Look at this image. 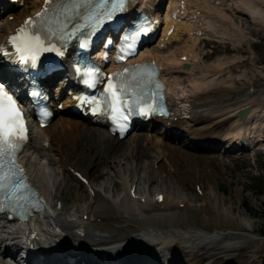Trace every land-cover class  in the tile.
Here are the masks:
<instances>
[{
  "label": "bare ground",
  "instance_id": "bare-ground-1",
  "mask_svg": "<svg viewBox=\"0 0 264 264\" xmlns=\"http://www.w3.org/2000/svg\"><path fill=\"white\" fill-rule=\"evenodd\" d=\"M41 1H30L32 2L31 5L35 6L34 10L39 7L38 5ZM227 9L233 10L235 13L240 12V16L246 17L254 27L264 28V0H187L182 20L179 22L173 21L174 30L172 35L167 36L166 34L171 23L162 33V38L165 39L161 38L154 45V49L150 48L141 53L142 57L148 56L158 61L162 69V75L166 77L169 83L168 89L170 93H172L171 81L176 82V86L181 87V80L186 78L189 79L188 82L192 84V87L188 93L184 90L183 92L181 91L182 93L174 92V95L169 94L172 112L170 116L164 117V119H157V123L161 125L160 130H155V133L151 134V126L148 124L145 129L147 132L144 129L137 132L132 131L131 134L125 137V149L120 152L109 151L108 162H110L113 174L108 177V183L96 185L93 180H90L88 174H86L90 162L88 160L85 163L82 161L86 155H88L89 159V157L107 150L106 144L104 148H100L98 144L96 145L94 138H99L102 142L107 143L111 141L113 146L121 141L111 135L107 128L100 124H96V126L92 124L91 126V120L84 122L72 121L63 116L70 112L63 110L59 113L61 118L57 120V123H49L44 128L34 130L36 132L31 134L27 147L28 153L30 151L31 153L34 152V157L36 153V161L34 163L38 162L37 156L42 155L45 157L46 164L49 167H56L55 169H57L59 174L62 173L63 176L66 174L68 178L74 179L75 182L71 183L66 176L64 180L61 179L51 196V198H54L52 206L48 205V211L42 209L31 219L30 225L32 224L36 228L39 240L44 238L43 243L55 244L58 233L56 229H60L61 235L64 236L65 240L67 238V241L74 243V246L85 245V247H91L99 255H104V250L107 252L105 255L107 257L116 255L118 258L137 256L139 260L147 257L152 260H159L160 256L165 255L169 259L171 258V264H264V254H262L264 252L263 240L256 244V249L251 247L258 240L250 239L247 236L241 237L244 239L241 244L234 246L221 244L209 249L208 246L204 247L205 243H210L208 240L215 241L226 239V237L232 238L235 234L226 233L223 236L218 234L212 236L211 233V236H205L203 233L201 235V232L192 230V228L196 227L208 229L211 225L217 226V221L222 218L223 214L230 216L233 211L236 212L231 206L227 205L229 207H226L225 198L220 200L214 191H206L205 188L203 190L201 186L199 187L203 192L200 196L202 197L201 204L193 208L204 212L200 218V224H197L191 216L182 217L179 215L180 202L184 204V207H190L191 204L188 202V198L183 195L184 189L176 184L178 180L190 176L196 181L202 178L203 175H208V172L202 165L205 162L203 160L199 162L201 156L199 157V155L197 156L192 152L193 148L202 151L204 149L201 146L186 143L187 141L179 146L176 140L180 136H172L167 132L168 130L178 127L190 137H194V139L206 137L208 140H215L218 139L217 137L223 136V138H227L226 141L228 143L233 140L242 143L245 140L249 145L257 144L258 146L261 145L260 141L263 138L259 128L263 124L262 118L264 117L261 102L255 103L252 98H245V96L237 103H228L223 109L217 110L218 106L210 103L209 99L207 100L209 95H206L207 98L203 96L201 99L197 93L203 88L208 90L211 84H214V77L213 79L208 77L207 69L199 77L194 74L197 69L196 65H199L196 64L198 55L195 47L200 36L193 32L196 29H200L205 36L210 35L215 39L220 37L223 40L224 38L237 37L236 33L241 34V27H237L235 20L227 14ZM10 15L13 16V19L8 20ZM24 15L27 14L22 9L18 10V12L11 10L2 17L0 43L7 33L22 21ZM183 33L187 34V38L180 53H177V50L174 49L167 53H162L159 50L166 43L181 39ZM184 54L187 59L182 61L180 56ZM184 63H188L187 68L182 67ZM218 63H220L218 65H221L220 61ZM212 66L214 65L210 67ZM221 68H223L222 65ZM230 86L232 85L230 84ZM222 88L225 89V87ZM70 101V99L65 98L63 106H70ZM243 107H249L250 112L241 119L236 113ZM214 108L217 109L215 110ZM196 124L198 125L196 126ZM65 125L68 130L65 131L66 134L64 135ZM162 129H164L165 133ZM82 137L88 142L85 146L80 145L78 140L74 139H81ZM47 138H49L48 141ZM68 138L71 139V142L66 141ZM45 141L48 142L46 147ZM144 141V144L149 143V148H146L147 152L134 153L135 151L132 149L138 145L140 146ZM190 142H193V140H190ZM45 149L50 150L53 154L47 153L44 151ZM26 152L23 155L25 165L30 163L33 157H30L32 154ZM181 159L185 160L188 165L185 170H180L177 165L182 161ZM153 164L156 165L157 172L161 173L164 178L163 182L168 180L170 188L175 187L177 188L176 190L181 191L182 197L179 201L169 197L168 194H164L163 200L158 202L155 196L159 192L163 193V191H155L156 193L152 197L149 194L148 187L144 190L141 189L140 186L143 181H146L148 186L153 182V178L149 180L152 175L150 167ZM173 167V174H169L167 170H171ZM141 168L145 172L144 175H147L148 178L138 174V170H141ZM73 171L80 172L88 178L87 185L90 192L93 190L94 200L91 198L88 202L80 203V198L76 195L72 198L69 196L79 186L80 182L77 174L75 175ZM31 172H34L36 176L39 174L37 184L40 190L46 194L51 192L49 190L48 177L44 175L42 167L35 166ZM126 172L129 173L127 174ZM132 173L134 175L130 177ZM117 184L120 185L121 194H117ZM133 185H135L140 194L138 198L129 195ZM101 191H104L105 195H102ZM186 194L190 195L189 193ZM141 197H145L144 202L141 201ZM191 198L193 197L189 196L190 201ZM67 199H70V205L68 206L65 204ZM57 203L60 205L58 206ZM207 206H215L218 212L213 213V217H209L206 212ZM84 216L85 219L83 218ZM25 229L26 224L24 223L20 230H12L7 234H11L10 239L12 241L17 240L18 234H26ZM174 256L175 260L173 259ZM44 260L46 262L42 260L43 264H47L51 259L46 256ZM0 264H5L1 257Z\"/></svg>",
  "mask_w": 264,
  "mask_h": 264
},
{
  "label": "rangeland",
  "instance_id": "rangeland-1",
  "mask_svg": "<svg viewBox=\"0 0 264 264\" xmlns=\"http://www.w3.org/2000/svg\"><path fill=\"white\" fill-rule=\"evenodd\" d=\"M26 1V5L29 6L26 8L24 7V12L29 14L35 8V6L31 5L32 2L30 1L33 0H25V2ZM22 5L17 7L14 11H17V9L20 8L22 10ZM226 12L233 18V20H235L237 27H241V34L236 33L237 37L224 38V40L220 37L217 39L213 37L208 38L206 36V38L204 36L200 37L195 47V51L198 55L196 64L199 65H196L197 69L195 70L194 74L199 77L203 74V72H205V69H207V73L209 75L208 77L211 79H213L214 77V84L212 83L211 86L208 88L209 91L204 88L198 91V96L202 99L203 96L207 98V96L209 95L207 100L209 99L208 101L210 103L214 104L215 106H218V109L214 108L215 110H219L220 108L223 109L224 107H226V105H228V103H237L242 97L245 96V98H252L255 103L261 102V106L264 110V28L254 27V25L250 24L249 20H247L246 17L240 16V12L235 13L233 10L230 9H227ZM11 19L12 18H10V20ZM0 20L1 23L2 19L0 18ZM186 35L187 34L183 33V37L181 39L172 41V43L167 44L165 47H162L160 51L162 53H167L168 51H172L174 49L177 50V53H180L184 47L183 44L186 43ZM151 49H153V47H151ZM218 61L221 62L223 68H221V65H218L220 64L218 63ZM211 65L214 66L210 67ZM188 81L189 79L183 78L181 80V87L176 86V82L174 83V81H171V94L174 95V92H183L184 90H186V92L188 93L189 89H191L192 87V84H190V82ZM229 82L232 86H230ZM222 87H225V89H223ZM53 119L54 120L52 121V123H57L59 116H56ZM68 119H71L72 121L74 120L82 122L81 120L74 117L73 119L68 117ZM66 127L67 126L65 125L64 135L66 134L65 131L68 130V128L66 129ZM150 133L154 134L155 132L153 131ZM153 137L154 139H156L155 136ZM74 139L78 140L79 144L82 146H85V144L88 143L87 140H84L85 138L83 137L81 139ZM74 139L72 138V140ZM94 140H96L95 143L96 145L98 144L100 148H104L106 144L107 150L99 154L97 153L95 156H93L94 158L89 157L88 159V155H86L87 157H83L82 161L84 163L87 160L88 162H90L87 167L86 174H89V179L91 178L96 185H99L100 183H108V177L113 174V170L111 169L112 167L110 168V162H108L110 157L108 155L109 151H122L123 149H125L126 140H121L115 146L112 145L113 142L111 141H109L108 143L102 142L99 138H94ZM66 141L71 142V139L68 138V140ZM176 142L177 144H179V146H181L185 144L186 140L183 136H180L179 139L176 140ZM144 143L145 141L142 142L140 146L138 145L137 147H134V149H132L135 151L134 153L141 151H143L142 153L147 152L146 148H149V143ZM186 143H188V141ZM262 144V147H264V141H262ZM44 151L51 155L53 154L50 150L48 151L47 149H45ZM192 152L195 153L197 156L199 155V157L201 156L199 162H201V160L205 162V164L202 165L205 167L206 171L208 172V175H203L202 178L196 181L190 176L178 180V183L176 184H178L184 189L183 195L188 198V202H190L191 204L190 207H184V205L181 204L182 202H180L179 215H181L182 217L191 216L195 219L197 224H200V218L202 217L204 212L203 210L198 211L193 208L197 205H200L202 199V197L200 196L203 192L201 188H199V192L197 190V187L201 186L203 190L205 188L206 191H214L220 200L225 198L226 207L231 206L232 208H234V210H236V212L233 211V214H231L230 216L227 214H223L222 218L218 219L216 224L217 226L211 225L208 227V229L196 227L194 229L192 228V230H196L195 232H201V235L204 234L205 236H211V233L212 236L217 234L223 236L226 235V233H234V237H226V239L222 241V244H224L225 246H234L241 244L244 241V239L241 237L247 236L250 237V239L258 240L255 241L254 246L251 247L252 249H256V244H258L260 240L264 241V193H257V191L253 187V184L255 182L254 179L258 176V174L264 175V148L262 150L256 149V151L254 152H225L223 150L205 152L202 150H195L193 148ZM26 153H28V151ZM33 153L34 152L31 153L30 151L28 154H32L30 155V157H32L34 155ZM33 157L31 158L30 163L27 164V167L29 166L28 174L31 177V180H33L32 182L35 187H37L41 197L46 201L47 204L52 203V201H54V198H51V196L53 195L54 188L57 187L58 183H60L59 181L61 179L64 180L65 176L68 180L71 181V183H75L74 179L68 178L66 174H64L65 176H63L62 173L59 174L57 172V169H55L56 167H49V165L46 164L45 157H43L42 155L37 156V161L39 163H34V161H36V153L35 157ZM177 165L180 170H185L188 167L185 160H182ZM35 166H41L42 170H44V175L48 177L49 190L51 192H48L46 194L40 190V187L37 184L39 174L38 176H36L34 175V172H31V170L34 169ZM173 169L174 167L171 170H167V172H169V174H173ZM138 171V174L140 176L144 175L145 173L142 168ZM150 172L152 173V175L149 180L153 178V182L148 187L149 194L151 196L155 195L154 193L156 190H161L166 195L168 194L169 197L177 199V201L181 199V191L176 190L177 188L175 187L170 188L168 185V180L163 182L164 178L162 177L161 173L157 172L155 164L151 165ZM126 173L128 174L129 172ZM134 173H132L130 177H132ZM144 176L148 178L147 175ZM145 182L146 181L142 182L140 186L141 188H143ZM116 189L118 191L117 194L122 193L119 184H117ZM186 193H189L190 195H187ZM74 195L80 198V203L88 202L91 198H93L94 200L93 194L89 192L87 187L82 182H79V186L75 188L69 196L72 198ZM189 196L193 197L191 198V201L189 200ZM65 204H67V206L70 205V199H67L65 201ZM217 210L218 209L215 206L206 207V212L209 217H213V213L218 212ZM262 254H264V252H262Z\"/></svg>",
  "mask_w": 264,
  "mask_h": 264
},
{
  "label": "snow or ice",
  "instance_id": "snow-or-ice-1",
  "mask_svg": "<svg viewBox=\"0 0 264 264\" xmlns=\"http://www.w3.org/2000/svg\"><path fill=\"white\" fill-rule=\"evenodd\" d=\"M55 0H46L45 9L41 13H37V18H29L25 22V26L18 30L17 35L11 38V42L16 47V57L21 64H36L39 54L49 49L45 47V40L41 38L38 31L39 18L45 15L48 11L49 4ZM105 5H111L107 10L96 12L89 9L84 14L86 23L83 27H76L69 30V37H74L77 33L82 32L84 28L95 30L99 25L105 21H111L122 12L128 0H101ZM91 0H72V9L79 12L85 5L90 4ZM25 27H31L32 32H26ZM150 29L147 26H142L135 32L125 37L127 45L126 53H122L119 59H126L127 56L136 54L134 45L136 40L141 35L147 34ZM63 38V37H62ZM82 48L87 47V37L85 42L80 45ZM7 55V53H5ZM154 68V64L151 66ZM124 73L128 69L122 70ZM89 76H95V73L89 72ZM120 73L114 74L119 76ZM151 76V73H148ZM134 80L139 79L142 81L143 74L138 77H133ZM94 84V80L92 81ZM143 95H137L136 92L130 91L129 86L124 81L117 83L109 82L104 93V106L113 113L124 117V113H130L134 107L140 105L143 100ZM86 103L89 101H85ZM95 103V100L91 101ZM139 111L141 114L147 115L151 112L158 111L154 104H149L146 107L140 106ZM27 139V126L24 120L23 110L16 104L13 96L10 95L3 87H0V189H8L10 197L19 204L21 200H26L27 197L23 196V191L27 189V185H22L23 170L15 160L16 153L19 152L23 142ZM7 169V170H5Z\"/></svg>",
  "mask_w": 264,
  "mask_h": 264
},
{
  "label": "trees",
  "instance_id": "trees-1",
  "mask_svg": "<svg viewBox=\"0 0 264 264\" xmlns=\"http://www.w3.org/2000/svg\"><path fill=\"white\" fill-rule=\"evenodd\" d=\"M254 181H255L253 184L254 189L257 191V193L259 192L260 194H263L264 193V175L259 174L254 179Z\"/></svg>",
  "mask_w": 264,
  "mask_h": 264
},
{
  "label": "water",
  "instance_id": "water-1",
  "mask_svg": "<svg viewBox=\"0 0 264 264\" xmlns=\"http://www.w3.org/2000/svg\"><path fill=\"white\" fill-rule=\"evenodd\" d=\"M248 112H249L248 108H243V110H241L240 112H238V116H240L241 118H243L244 116L247 115Z\"/></svg>",
  "mask_w": 264,
  "mask_h": 264
}]
</instances>
